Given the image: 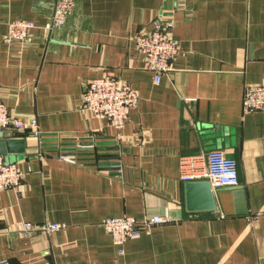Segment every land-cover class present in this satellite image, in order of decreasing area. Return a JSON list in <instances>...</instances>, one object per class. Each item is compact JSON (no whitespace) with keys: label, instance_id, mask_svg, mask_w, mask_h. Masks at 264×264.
Instances as JSON below:
<instances>
[{"label":"crops","instance_id":"crops-1","mask_svg":"<svg viewBox=\"0 0 264 264\" xmlns=\"http://www.w3.org/2000/svg\"><path fill=\"white\" fill-rule=\"evenodd\" d=\"M54 1L0 0V100L19 117H36L54 148L13 136L27 140L26 153L4 156L26 175L17 188L0 189V259L264 264V111L242 106L246 84L264 85V0H75L47 36L6 41L11 21L43 25ZM159 16L174 20L180 50L156 82L134 36ZM105 75L139 92L122 129L81 108L86 83ZM211 149L237 160L239 184L213 188L215 209L190 210L181 158ZM159 213L169 220L123 245L103 225ZM24 221L65 227L22 235Z\"/></svg>","mask_w":264,"mask_h":264},{"label":"built area","instance_id":"built-area-1","mask_svg":"<svg viewBox=\"0 0 264 264\" xmlns=\"http://www.w3.org/2000/svg\"><path fill=\"white\" fill-rule=\"evenodd\" d=\"M75 0H55L49 20L37 24L34 20L18 18L9 23L6 41L10 44L20 43L31 45L43 32L47 36L54 28L66 23L73 13ZM175 22L170 16H159L154 20V28L150 31H140L135 34L134 41L144 56L146 68L153 72L154 80L159 82L165 71L172 68V62L180 50L172 30ZM139 101V92L128 80L105 75L91 78L81 96V108L87 114L97 118L107 119L117 129H122L128 114ZM244 112L264 111V85L246 84L242 98ZM7 136L36 137L43 143L38 119L22 118L11 112L10 108L0 100V134ZM93 144H85L92 147ZM62 157L75 161V153L65 152ZM181 177L184 181L207 180L212 188L235 186L239 184L237 160L222 149H211L205 154L187 155L181 158ZM26 172L17 162L10 161L0 155V189L17 188L25 178ZM169 220L167 214H153L138 219L130 215L112 216L103 220L105 229L118 245L127 240L141 236L146 227ZM65 224L45 221L35 223L24 221L16 230L22 235H28L35 230L54 231L64 228ZM145 227V228H144ZM0 264H9L6 259H0Z\"/></svg>","mask_w":264,"mask_h":264},{"label":"water","instance_id":"water-1","mask_svg":"<svg viewBox=\"0 0 264 264\" xmlns=\"http://www.w3.org/2000/svg\"><path fill=\"white\" fill-rule=\"evenodd\" d=\"M48 138H43L44 150H52V143L46 142ZM28 142L25 138H13L0 134V155L25 154ZM85 149L87 146H80ZM65 153V152H64ZM186 203L190 210L205 209L211 210L216 208L213 188L207 180L190 181L186 183Z\"/></svg>","mask_w":264,"mask_h":264},{"label":"rangeland","instance_id":"rangeland-1","mask_svg":"<svg viewBox=\"0 0 264 264\" xmlns=\"http://www.w3.org/2000/svg\"><path fill=\"white\" fill-rule=\"evenodd\" d=\"M145 228V227H144ZM149 229H151L150 227H146L144 230H149Z\"/></svg>","mask_w":264,"mask_h":264}]
</instances>
